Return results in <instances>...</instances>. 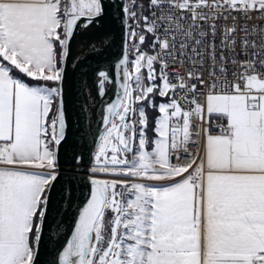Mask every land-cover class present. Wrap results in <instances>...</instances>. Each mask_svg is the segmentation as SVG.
<instances>
[{"label": "snow or ice", "instance_id": "1", "mask_svg": "<svg viewBox=\"0 0 264 264\" xmlns=\"http://www.w3.org/2000/svg\"><path fill=\"white\" fill-rule=\"evenodd\" d=\"M0 264H264V0H0Z\"/></svg>", "mask_w": 264, "mask_h": 264}, {"label": "water", "instance_id": "2", "mask_svg": "<svg viewBox=\"0 0 264 264\" xmlns=\"http://www.w3.org/2000/svg\"><path fill=\"white\" fill-rule=\"evenodd\" d=\"M114 97V96H113ZM79 195V194H78ZM78 203H79V201H78ZM76 212V208L74 207L72 210H71V212H69V213H67L66 215H64L63 216V219L65 220V222H66V228L68 227V226H70L71 225V223H72V218H73V214ZM50 255H51V253H48L47 255H46V259H48V258H50Z\"/></svg>", "mask_w": 264, "mask_h": 264}, {"label": "bare ground", "instance_id": "3", "mask_svg": "<svg viewBox=\"0 0 264 264\" xmlns=\"http://www.w3.org/2000/svg\"><path fill=\"white\" fill-rule=\"evenodd\" d=\"M111 95V94H110ZM112 98L114 99V97L112 96Z\"/></svg>", "mask_w": 264, "mask_h": 264}]
</instances>
